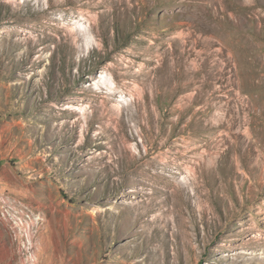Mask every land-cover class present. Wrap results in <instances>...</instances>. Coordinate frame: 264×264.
Segmentation results:
<instances>
[{
  "label": "rangeland",
  "instance_id": "374dc122",
  "mask_svg": "<svg viewBox=\"0 0 264 264\" xmlns=\"http://www.w3.org/2000/svg\"><path fill=\"white\" fill-rule=\"evenodd\" d=\"M0 264H264V0H0Z\"/></svg>",
  "mask_w": 264,
  "mask_h": 264
},
{
  "label": "bare ground",
  "instance_id": "6f19581e",
  "mask_svg": "<svg viewBox=\"0 0 264 264\" xmlns=\"http://www.w3.org/2000/svg\"><path fill=\"white\" fill-rule=\"evenodd\" d=\"M75 26H79V24L78 23H75L74 24V27ZM86 34V33H85ZM24 230L22 231V240H23V242L21 243V244H23L22 246H24V248H25V251L28 253V251H31V249H30V246L28 245L29 243L28 242H31V241H29V238H28V229H27V227H24L23 228ZM30 254H32V252L30 253ZM31 256V255H30ZM32 260H34V259H32ZM29 262V261H28Z\"/></svg>",
  "mask_w": 264,
  "mask_h": 264
}]
</instances>
